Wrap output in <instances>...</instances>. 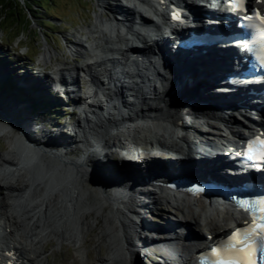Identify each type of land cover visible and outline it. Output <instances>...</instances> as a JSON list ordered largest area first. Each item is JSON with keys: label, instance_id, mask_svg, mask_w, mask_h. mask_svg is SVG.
<instances>
[{"label": "bare ground", "instance_id": "bare-ground-1", "mask_svg": "<svg viewBox=\"0 0 264 264\" xmlns=\"http://www.w3.org/2000/svg\"><path fill=\"white\" fill-rule=\"evenodd\" d=\"M132 2L134 9L131 13L128 12V17L131 18L132 13L146 16L156 28V33L149 32V41H157L163 45L165 35L162 24L165 16L160 9V0H132ZM96 6L99 9L95 13L94 28L84 30L86 36L96 44V49L93 51L95 62L91 65L82 62L80 64L82 66H78L79 63L71 64L72 68L78 66L79 70L88 73L89 79L94 81L92 99L86 100L90 97L86 96L78 104L86 108L88 101L92 103L87 105L88 109L82 111L83 115L78 117L74 126L70 120L59 123V120L54 118L57 122L54 123L46 119L51 123L50 126L53 123L57 126L56 129L53 127L50 129L52 136L48 141L43 142V139L38 137L35 139L30 135L29 139L39 145L36 143L29 145L20 137L12 139L7 136L6 138L10 139V148L5 151L0 150V192L3 193L0 199V263L7 264L10 260L14 264H48L45 260L47 252L45 247L48 242L55 241L58 245L64 242L72 244L77 254L85 253L87 257H90L87 242L93 246L95 257L84 263L78 262L75 258L73 264L111 262L138 264V256L135 253L139 255L140 251L134 247L143 243L147 244L148 248H146L149 249L159 241L155 232L162 237L165 235L162 226H154L147 220L146 222L140 212L142 209L145 211L153 203L155 209L163 204H169L175 214L179 212L182 215L187 214L189 224L199 223L201 216L205 215L199 230L209 227L206 233L224 231L229 228L228 220L240 219L239 212L227 206H223L226 212L220 207H215L208 210L210 213L206 215L207 204L204 200L197 198L191 200L184 196H180L179 199L171 190L163 185L158 186L155 182L161 176L167 178H171L173 174L185 176L187 171L183 165L188 161L181 162L174 156L170 159L158 160V154L148 151L141 156L139 149L142 145L154 149L158 146L173 151L179 149L182 154H186L185 148L196 144L191 131L202 135L203 130H208L206 126L211 125L199 121L200 127H196L184 121L186 116L191 115L192 107L183 111L184 107L180 99L175 101L172 98L175 93L170 95L173 75L179 74V68L173 69L170 66L171 69L165 70L162 60L158 59V54L143 59L137 57L130 61H127V58L121 61L113 55L131 45L127 34L139 36L141 30H147L145 27L135 26L131 20L125 31L114 25L106 17L111 7L110 0H96ZM147 9L157 17L158 23L153 22L148 16ZM44 42L39 59L47 65L52 53L48 42ZM78 43L81 47L80 42ZM107 62L112 63L113 68L119 67L116 71L123 73L120 79H112L111 83L109 82L111 88L108 92L100 90V87L95 85L97 76L94 73L102 71L100 69ZM217 64V62H205L199 65V71L197 68L194 69L193 73H190V77L194 78L192 85L190 84L193 89L185 92V95L194 94L193 90H197L207 99L210 96L211 100L219 101V97L215 95L217 91L210 90L205 74ZM65 67V65L58 66L56 68L58 71L55 70L53 73L54 77L62 76ZM130 68L136 71L134 75L125 74ZM47 77L49 78L50 75L48 74ZM21 78L26 79V73ZM35 80L38 82L39 79ZM23 81L24 84H29ZM24 84L25 87H22L16 83L14 87L17 92L20 88L26 90L24 93L26 96H22L24 98L16 96L17 92L0 96V99H4L0 102V106L11 111L20 120L26 115V104L30 101L28 99L30 96L37 99L46 98L52 103L58 100L61 106L68 104L65 97H61L58 92H49L38 86L33 91L31 86L27 87ZM202 86L203 89L200 91ZM47 94L50 98L46 97ZM32 108L33 104L30 112L33 111ZM32 114L33 123L42 124V115L34 111ZM193 117L199 116L193 114ZM181 121L185 125L183 141L177 140L179 137L177 135L174 137L173 133V127ZM10 124L21 128L13 118L9 117L0 130ZM23 128L27 135L24 124ZM115 129L118 132V142L117 144L113 142L111 150L126 147L130 143L133 148L128 149L133 152V161L124 163L113 158L108 159V155L103 154L106 143L112 138L110 134ZM124 129L128 131L127 136L123 133ZM239 130L233 128L231 121H227L224 129L220 132L216 131L214 135L222 136L227 140L229 138L236 140L240 134ZM72 137L77 142V147H71ZM39 139L42 142H39ZM56 142L58 145L55 144ZM131 162L133 164L129 165ZM111 164L117 165V168L111 167ZM152 182L156 188L151 187ZM143 189L147 197L143 196ZM193 200L197 212L189 209V203ZM222 212H225V215H222ZM167 223L163 221L161 225ZM170 226L172 228L174 224ZM155 228L158 230L156 231ZM90 234L91 242L87 238ZM103 247H105L104 251ZM175 247L177 259L171 261L178 262L181 259L189 262V258L183 256L181 246L175 243Z\"/></svg>", "mask_w": 264, "mask_h": 264}, {"label": "rangeland", "instance_id": "rangeland-1", "mask_svg": "<svg viewBox=\"0 0 264 264\" xmlns=\"http://www.w3.org/2000/svg\"><path fill=\"white\" fill-rule=\"evenodd\" d=\"M16 1L18 2V6H16L15 8L9 7L7 9L8 12L6 15H3L4 10L0 9V56H1L0 61L4 62L3 66L0 64V96L10 95L13 92L16 93L17 89L14 88L16 83L18 86L25 87L23 86L24 84L23 80H25V82H28V80L21 78V76H24V73L26 72L27 68L24 67L23 64L24 62H27L28 59H30L32 62L34 61L35 63V60L40 58L39 54L43 50L45 43L44 41L48 42L49 48L52 53V58L49 60L47 64L48 71H51L52 65L53 66L60 65V63H62L63 61V59L61 58L63 53V49H62L63 42L66 41V39L71 36L72 32H77L79 28H82L85 31H87L88 29H93L95 24V13L98 12L99 9L96 6V0H38L37 5H35L31 11L24 7L23 5L24 0H16ZM110 2L113 3L114 1L110 0ZM40 5H43L44 7L48 8L49 11L47 15L44 14V11L42 9H40L39 7ZM34 16H38V18H35ZM58 57H59V61H54V59ZM6 67L9 69H7ZM16 67L18 70L13 69ZM6 77L11 82V86L9 88H7L5 82H1L2 79L4 80V78ZM27 77L28 76L26 75V78ZM49 79L50 78H48L47 80L49 81ZM24 85H26L27 87L31 86L30 88L33 89V91L35 88L37 89V85L34 86L30 84H24ZM25 91L26 90L23 88L18 89L16 96L18 97L26 96L24 94ZM46 97L50 98V95L47 94ZM31 98H32L31 96L28 98L30 101L27 102L26 104L27 106L25 111L26 117L23 116L24 117L22 118L23 120H20L17 116L12 114L11 111H8L1 106H0V111L1 113H4L6 115L8 114V117L13 118L18 123V125L22 127L23 129L22 131L25 133V130L23 128V124H24L25 127L27 128L28 138L30 135H32L34 136L35 139L41 138L44 140L43 142H46L49 140V138H51L50 136H52V134L50 133V129L52 127L54 129L57 128L56 124L54 125V123H57L54 121V118L62 117L65 112L64 113L55 112L53 106L42 104L44 103V101L46 103L48 102V99L46 98L43 99H37V98L31 99ZM2 100L4 99H0V102ZM30 102L31 104H33L32 110L34 111V113H39L42 115L41 116V118L43 119L42 124L35 125L31 120L33 111L30 112V107H31ZM63 117H66V114ZM46 119H50L54 121L52 126H50L51 123L48 122V120ZM186 120L191 124L192 123L195 125L197 124V126L200 127L199 126L200 124L197 123L196 118L194 119V117H192L187 119L186 117ZM193 121H195V123ZM210 127L211 126H206V128H210ZM70 141L72 142L71 147L73 148L74 146L77 147L78 144L75 140H73V137L72 140ZM39 142L42 141H40L39 139ZM32 143H36L37 145H39L37 142L34 141H32ZM55 144L58 145L57 142ZM9 148L10 147L6 143V140L0 139V150L5 151L8 150ZM147 150H151L150 147L147 146V148H145V145H142V148L139 149V154H141V156H144ZM161 156H165V154H161V155L158 154V158ZM131 164H133V162H131L129 165ZM111 167L117 168V165L114 166L113 164H111ZM118 178L119 177L117 176V179ZM2 194L3 193L0 192V199H2ZM142 194L143 196L147 195L144 189L142 190ZM134 203L136 202L134 201ZM153 204H150V206L147 209H145V211L142 209L140 210V212L144 217L143 219L145 221L147 220L149 223H151L154 226H161L163 221L168 219L167 215H172L170 214L171 213L170 211H173V209L169 204H163L162 206H160V208L159 207L156 208L157 210H159L157 211L156 209L154 210V206H152ZM189 209L192 210L193 212L198 211V210L197 211L193 210L191 208ZM206 209L207 212L205 214H209L210 212H208V210H210V207L208 205H206ZM162 210L163 212H161ZM203 213L204 212L202 211L201 214ZM151 220L160 222L161 224L158 223L156 225L153 222H151ZM230 224H231L230 220H228L227 225L229 226ZM190 227H192V229L193 228L199 229L198 223L194 225L192 224V226ZM206 231H207L206 229L203 230V232ZM145 232L144 234L147 233ZM87 238L89 239V242H91L90 239L91 234L88 235ZM87 244H88L87 249L90 252V257H87L85 253L83 255L80 254L78 255L73 250L74 246L72 244H68L67 242H64L62 245H58L55 241L48 242L45 247L47 251L45 260L48 264H55L58 262L73 264L76 258L78 259L77 260L78 262L84 263L90 260L92 257L96 256L93 246L89 245L88 242ZM172 246L174 247L173 244H170L169 248L173 249ZM102 249L104 251L105 247H103ZM164 253L166 255L167 253H169V251L164 250ZM139 255L138 253L136 255L138 256V264H152V261L154 259L158 260V258H160L156 254L155 255L150 254V256H146V255L139 256ZM166 256L167 258L165 257L164 259H162L164 264H167V260L173 258L172 255L168 256L167 254ZM108 264H112V262Z\"/></svg>", "mask_w": 264, "mask_h": 264}, {"label": "snow or ice", "instance_id": "snow-or-ice-1", "mask_svg": "<svg viewBox=\"0 0 264 264\" xmlns=\"http://www.w3.org/2000/svg\"><path fill=\"white\" fill-rule=\"evenodd\" d=\"M229 3L236 11L246 10L244 0H229ZM172 17L174 20H180V13L173 11ZM242 19L246 22L258 21L261 30L264 31V15H261L258 10H255L254 15H245ZM252 144L264 145V140L259 137L250 139L249 145ZM248 155L250 159H264V151L259 156H253L251 148H249ZM194 189H198V185H194ZM238 204L245 211L251 213L252 223L250 226L236 231L229 238L227 245L214 251L218 257L214 264H256L253 244L259 241V246L264 247V196L254 201L241 199ZM261 259L264 260V257Z\"/></svg>", "mask_w": 264, "mask_h": 264}, {"label": "water", "instance_id": "water-1", "mask_svg": "<svg viewBox=\"0 0 264 264\" xmlns=\"http://www.w3.org/2000/svg\"><path fill=\"white\" fill-rule=\"evenodd\" d=\"M8 114L1 113L0 111V127L8 120ZM22 127L19 128L18 126L16 127L15 125H8L4 129L0 130V139L6 140V143L10 147V139L6 138L7 136L11 137L14 139L15 137H20L23 140H25L29 145H32V141L30 142V139L25 135V133L22 131ZM128 148L124 147V149H120L121 151H127ZM123 151V152H124ZM125 153V152H124ZM134 158V157H133Z\"/></svg>", "mask_w": 264, "mask_h": 264}, {"label": "trees", "instance_id": "trees-1", "mask_svg": "<svg viewBox=\"0 0 264 264\" xmlns=\"http://www.w3.org/2000/svg\"><path fill=\"white\" fill-rule=\"evenodd\" d=\"M38 0H24L23 1V5L25 8H27L28 10H32V8L37 5ZM13 5V6H12ZM16 6H18V2L16 0H0V9L4 10L3 11V15H6L8 12V8H15ZM40 9H42L44 11V14H48V8L44 7L43 5L39 6ZM1 10V11H2ZM35 18H38V16H34ZM7 88H9L11 86L10 82H5Z\"/></svg>", "mask_w": 264, "mask_h": 264}]
</instances>
